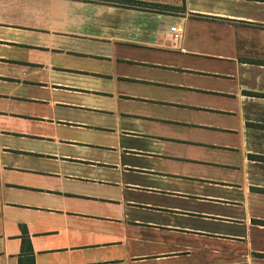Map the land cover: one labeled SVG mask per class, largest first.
<instances>
[{"label": "crops", "instance_id": "obj_1", "mask_svg": "<svg viewBox=\"0 0 264 264\" xmlns=\"http://www.w3.org/2000/svg\"><path fill=\"white\" fill-rule=\"evenodd\" d=\"M0 264H264V0H0Z\"/></svg>", "mask_w": 264, "mask_h": 264}, {"label": "built area", "instance_id": "obj_2", "mask_svg": "<svg viewBox=\"0 0 264 264\" xmlns=\"http://www.w3.org/2000/svg\"><path fill=\"white\" fill-rule=\"evenodd\" d=\"M170 33L175 37L182 32V28L178 26L171 27L169 29Z\"/></svg>", "mask_w": 264, "mask_h": 264}]
</instances>
